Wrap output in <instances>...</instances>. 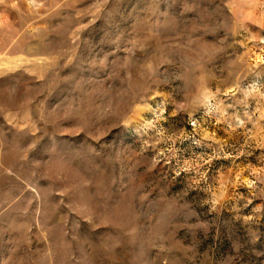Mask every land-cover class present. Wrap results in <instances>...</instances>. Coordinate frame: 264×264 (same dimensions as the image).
Returning <instances> with one entry per match:
<instances>
[{"label": "rangeland", "instance_id": "374dc122", "mask_svg": "<svg viewBox=\"0 0 264 264\" xmlns=\"http://www.w3.org/2000/svg\"><path fill=\"white\" fill-rule=\"evenodd\" d=\"M0 264H264V0H0Z\"/></svg>", "mask_w": 264, "mask_h": 264}]
</instances>
